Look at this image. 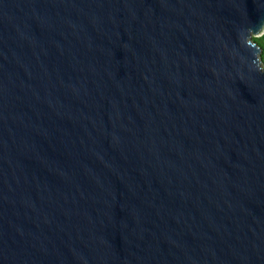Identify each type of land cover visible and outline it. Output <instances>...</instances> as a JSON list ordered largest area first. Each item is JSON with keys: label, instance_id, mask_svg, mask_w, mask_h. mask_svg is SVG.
Returning <instances> with one entry per match:
<instances>
[{"label": "water", "instance_id": "obj_1", "mask_svg": "<svg viewBox=\"0 0 264 264\" xmlns=\"http://www.w3.org/2000/svg\"><path fill=\"white\" fill-rule=\"evenodd\" d=\"M264 0H0V264H264Z\"/></svg>", "mask_w": 264, "mask_h": 264}, {"label": "clouds", "instance_id": "obj_2", "mask_svg": "<svg viewBox=\"0 0 264 264\" xmlns=\"http://www.w3.org/2000/svg\"><path fill=\"white\" fill-rule=\"evenodd\" d=\"M258 29H264V21H262L258 27ZM253 27H247V28H242L239 33H238V40L239 44L247 50L249 54V63L251 67L261 73L264 74V65H261L259 61V56H258V48L255 46H252L248 43V38L249 34L253 31Z\"/></svg>", "mask_w": 264, "mask_h": 264}, {"label": "trees", "instance_id": "obj_3", "mask_svg": "<svg viewBox=\"0 0 264 264\" xmlns=\"http://www.w3.org/2000/svg\"><path fill=\"white\" fill-rule=\"evenodd\" d=\"M254 40L263 48V59H264V37L262 38H254Z\"/></svg>", "mask_w": 264, "mask_h": 264}, {"label": "rangeland", "instance_id": "obj_4", "mask_svg": "<svg viewBox=\"0 0 264 264\" xmlns=\"http://www.w3.org/2000/svg\"><path fill=\"white\" fill-rule=\"evenodd\" d=\"M262 37H264V33H263V34H261L260 36H258V38H262Z\"/></svg>", "mask_w": 264, "mask_h": 264}]
</instances>
